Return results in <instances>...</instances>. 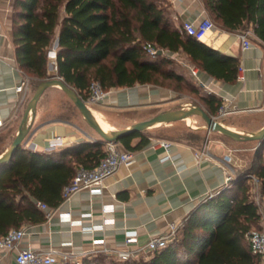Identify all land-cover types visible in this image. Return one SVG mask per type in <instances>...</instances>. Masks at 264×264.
Returning <instances> with one entry per match:
<instances>
[{
	"label": "trees",
	"instance_id": "obj_1",
	"mask_svg": "<svg viewBox=\"0 0 264 264\" xmlns=\"http://www.w3.org/2000/svg\"><path fill=\"white\" fill-rule=\"evenodd\" d=\"M202 2L217 25L243 31L252 25L255 37L264 42V0ZM13 8L16 61L34 89L54 74L85 100L93 80L105 89L154 83L196 96L216 115L222 98L202 93L172 65L173 58L149 56L144 49L149 42L186 56L193 66L216 78L234 81L238 76L237 57L223 54L175 26L170 0H14ZM58 31L57 72L51 74L50 51ZM135 138L139 140L133 144ZM151 139L147 131H140L122 136L119 143L133 151L150 144ZM180 139L196 145L205 136L192 131ZM102 145L82 141L59 152L20 145L10 162L0 164V237L11 228L47 220L37 202L58 207L65 200L64 187L78 169L93 168L105 156ZM249 174L260 179L264 196V144L255 148L227 187L206 198L184 219L166 247L147 257L118 260L98 253L73 264H262L247 238L261 220Z\"/></svg>",
	"mask_w": 264,
	"mask_h": 264
},
{
	"label": "crops",
	"instance_id": "obj_2",
	"mask_svg": "<svg viewBox=\"0 0 264 264\" xmlns=\"http://www.w3.org/2000/svg\"><path fill=\"white\" fill-rule=\"evenodd\" d=\"M170 3L175 26L207 12L202 0H170ZM13 6L14 0L0 1V118L4 120V126L0 128V154L11 146L35 91L29 76L16 61ZM241 32L243 30H228L216 24L201 41L223 54L237 57L239 66L245 68L241 72L243 78L237 76L234 81H226L197 67L199 78L209 86L207 89L197 84L190 70L192 64L186 56L178 53L172 65L198 85L202 93L228 97L233 110L221 120L231 128L251 132L264 126V42L253 35L250 37L252 46L244 48L239 36ZM57 38L59 31L51 51L57 52L59 48V44L55 46ZM55 63L57 59L50 55V64ZM25 77L27 85L19 93L15 85ZM186 96L167 86L137 83L130 87H118L107 101L94 104L105 119L98 111L93 109L92 112L107 125L115 122L114 116L129 112V121L122 124L127 126L161 111L187 106L183 100ZM70 101L60 86L49 87L30 120L31 129L23 146L37 151L59 152L82 141L102 142L99 134ZM190 119H187L189 124ZM146 131L152 138L151 143L133 150L134 162L121 166L106 178L101 193H93L86 188L75 192L54 208L53 215L47 220L29 224V233L19 247H51L78 253L91 247L97 238H104L111 247H141L150 236L167 232L172 222H183L202 201L227 187L228 170L235 177L236 171L247 165L257 147L254 141H236L237 144L233 145V142L209 135L205 136L202 144L195 145L185 139L162 136L160 130ZM159 139L171 141L168 150L157 143ZM138 140L135 138L133 144ZM119 145L124 148L121 143ZM204 148L207 153L197 159L195 152ZM105 206L109 209L104 210ZM63 213H69L71 220L64 218ZM128 238L135 240L126 243ZM67 242L71 245L62 246ZM14 256L15 251L0 250V264H14Z\"/></svg>",
	"mask_w": 264,
	"mask_h": 264
},
{
	"label": "built area",
	"instance_id": "obj_3",
	"mask_svg": "<svg viewBox=\"0 0 264 264\" xmlns=\"http://www.w3.org/2000/svg\"><path fill=\"white\" fill-rule=\"evenodd\" d=\"M1 1V0H0ZM182 30L186 31L188 34L194 36L195 38L201 40L205 35L212 29L216 27V23L212 20L208 13L201 17L193 20H184L179 26ZM255 35L253 29H248L240 33V40L244 48H249L252 46L253 42L250 37ZM144 49L147 54L153 58L158 55L164 54L171 58L178 57L177 52H170L169 50L157 47L153 43H146ZM56 51L52 50L50 55L56 60ZM56 64V63H55ZM244 66H239L240 73L239 78H243L241 72L244 70ZM57 70V69H56ZM190 70L193 76L196 78L197 84L209 89V86L202 81L198 76V68L191 65ZM27 85L26 77L21 79L16 85L15 90L17 92H23L25 86ZM118 87L113 86L105 89L103 85L98 80H93L90 85V95L86 100L89 105L104 103L107 101L109 96L116 91ZM231 102L228 97L222 98L221 106L219 107L216 115H214L218 120L223 119L228 114L232 112ZM4 126V120L0 118V128ZM157 143L169 149L171 141L168 139H159ZM106 151L105 156H103L99 163L93 168L80 167L75 174L72 181L64 187L63 194L65 199L70 198L75 192L81 189H89L93 193H101L104 186V181L106 178L115 173L121 166L130 165L135 160V153L132 150H127L121 148L119 142L105 141L102 146ZM207 153L204 149L195 152L197 159L201 158L203 154ZM169 157V155H167ZM251 181V194L254 201L259 205L261 212L260 227L254 228L247 233V238L250 243L252 252L258 255L262 259V264H264V202L263 195L261 192L260 179L255 174H249ZM234 178V174L228 170L226 181L228 184ZM211 194L210 196H213ZM209 196V197H210ZM38 207L43 210L46 217L49 218L53 215L54 209L48 204L42 201L37 202ZM109 209L108 206L104 207V210ZM64 218L70 219L69 213L62 214ZM107 219H105L106 221ZM75 223V220L72 221ZM182 222H172L170 228L167 232L163 234L152 235L148 241L141 247L136 249H130L128 247H111L106 244L104 238L94 239L92 246L85 248L78 253L68 252L62 249L56 248H43V249H33L30 247H19V243L23 238L29 233V224L21 226L19 228H11L6 235L0 237V250L3 251H15L14 264H60V263H79L84 257L92 256L98 253H104L111 258L118 260H130L138 258L140 256H149L151 253L166 247L169 242L175 237L179 230ZM134 238H128L126 243L134 241ZM71 245V243H65L62 246L66 247Z\"/></svg>",
	"mask_w": 264,
	"mask_h": 264
},
{
	"label": "water",
	"instance_id": "obj_4",
	"mask_svg": "<svg viewBox=\"0 0 264 264\" xmlns=\"http://www.w3.org/2000/svg\"><path fill=\"white\" fill-rule=\"evenodd\" d=\"M58 44L59 39L57 38L55 41V46L57 47ZM161 52L162 49L160 50V53ZM49 67L50 70H55L57 69V64H50ZM51 86H60L63 89V91L78 108L87 124L99 134L102 142H119L120 138L127 134L146 131L156 126L187 120L193 116H200L205 121L204 128H206L208 131L219 132L224 136L238 142L257 141V147L264 144V126L259 130L251 132L231 128L224 124L221 120H218L202 105L180 106L177 108L161 111L149 118L138 120L120 129H106L100 123L99 119H97V117L93 114V109L79 94V92L74 87L67 84L63 78L54 74L52 77L42 80L37 85L24 111L19 128L11 146L6 152L0 154V164L10 162L17 148L25 142V139L31 129L30 120L36 113L38 102L44 92Z\"/></svg>",
	"mask_w": 264,
	"mask_h": 264
},
{
	"label": "rangeland",
	"instance_id": "obj_5",
	"mask_svg": "<svg viewBox=\"0 0 264 264\" xmlns=\"http://www.w3.org/2000/svg\"><path fill=\"white\" fill-rule=\"evenodd\" d=\"M211 19L212 17L210 15H208ZM213 20V19H212ZM56 69L55 70H50L51 74L56 73ZM185 94H187V96L185 98H183V100H185V103L187 104V106H191V105H202L203 107L206 108V106L204 104H202L194 95H191L190 93L187 92H183ZM70 104L72 106H74V109L77 107L74 105V103L72 101H70ZM92 109L98 111L102 117V119H105V116H103L102 112L100 111L99 108L96 107V105L91 104L90 105ZM207 109V108H206ZM78 110V109H77ZM80 113V111H78ZM131 114L129 112H122L120 116L116 115L114 116V123L110 124L108 123V127L110 130H116V129H120L123 128L125 126L126 122H128L129 120L127 119V116ZM191 124L188 123L187 120H181V121H177L172 123L171 125L166 126L161 125V127H155L154 129H149V130H154L157 131L160 130V134L162 136H167L169 138H173V139H177V138H181V137H187L188 134H190L192 131H199L200 134H202L203 136L209 135L213 138H222L227 140L228 142L232 143L233 145H236V141H233L229 138H227L226 136H224L221 133H217L214 131H208L206 128H204L205 125V121L203 120L202 117L200 116H193L191 119ZM223 123H225L224 120H221ZM86 124V123H85ZM86 126H88L86 124ZM96 132V131H95ZM235 142V143H234ZM255 144H258L257 141H254ZM197 145H200V143H197ZM255 150V149H254ZM254 150L252 151V154L254 152ZM255 227H253L254 229Z\"/></svg>",
	"mask_w": 264,
	"mask_h": 264
},
{
	"label": "bare ground",
	"instance_id": "obj_6",
	"mask_svg": "<svg viewBox=\"0 0 264 264\" xmlns=\"http://www.w3.org/2000/svg\"><path fill=\"white\" fill-rule=\"evenodd\" d=\"M96 116V115H95ZM98 118V117H97ZM99 119V118H98ZM100 123L103 125L104 128L109 129L108 125L103 122L101 119H99Z\"/></svg>",
	"mask_w": 264,
	"mask_h": 264
}]
</instances>
